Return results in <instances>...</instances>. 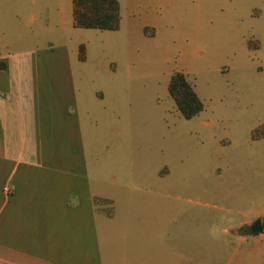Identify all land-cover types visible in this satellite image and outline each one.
<instances>
[{"label": "rangeland", "instance_id": "374dc122", "mask_svg": "<svg viewBox=\"0 0 264 264\" xmlns=\"http://www.w3.org/2000/svg\"><path fill=\"white\" fill-rule=\"evenodd\" d=\"M118 1L119 27L100 29L73 25L72 0H0V54L74 81L85 142L96 130V162L126 182L127 204L97 201L98 217L159 216L154 247L113 235L105 264H264V230L249 229L264 219V0ZM174 71L202 102L190 117Z\"/></svg>", "mask_w": 264, "mask_h": 264}, {"label": "crops", "instance_id": "0c3cea01", "mask_svg": "<svg viewBox=\"0 0 264 264\" xmlns=\"http://www.w3.org/2000/svg\"><path fill=\"white\" fill-rule=\"evenodd\" d=\"M25 56L0 54V264H105L102 245L113 235L135 236L138 245L147 236L155 245L158 215H129L128 205L125 215L100 206L98 217L97 201L127 204L126 182L96 162L103 146L96 130L85 142L74 81L27 59L19 64ZM119 137L111 127L105 153ZM109 184L119 187L109 193Z\"/></svg>", "mask_w": 264, "mask_h": 264}, {"label": "trees", "instance_id": "16d2710c", "mask_svg": "<svg viewBox=\"0 0 264 264\" xmlns=\"http://www.w3.org/2000/svg\"><path fill=\"white\" fill-rule=\"evenodd\" d=\"M72 16L74 26L116 29L120 23L119 1L72 0ZM78 56L85 57L83 43L79 45ZM168 91L183 116L190 117L202 109V102L184 72L174 71L170 75ZM262 224L264 227V219Z\"/></svg>", "mask_w": 264, "mask_h": 264}, {"label": "water", "instance_id": "95a60500", "mask_svg": "<svg viewBox=\"0 0 264 264\" xmlns=\"http://www.w3.org/2000/svg\"><path fill=\"white\" fill-rule=\"evenodd\" d=\"M252 231H263L264 227L262 224V219L260 217H256L254 220L250 222Z\"/></svg>", "mask_w": 264, "mask_h": 264}, {"label": "built area", "instance_id": "2783aa9c", "mask_svg": "<svg viewBox=\"0 0 264 264\" xmlns=\"http://www.w3.org/2000/svg\"><path fill=\"white\" fill-rule=\"evenodd\" d=\"M3 189L6 190V191H9V190H11V186H9V185H5V186L3 187Z\"/></svg>", "mask_w": 264, "mask_h": 264}, {"label": "flooded vegetation", "instance_id": "af4514ba", "mask_svg": "<svg viewBox=\"0 0 264 264\" xmlns=\"http://www.w3.org/2000/svg\"><path fill=\"white\" fill-rule=\"evenodd\" d=\"M263 221V220H262ZM251 222V221H250ZM249 229L252 231L251 224L249 225Z\"/></svg>", "mask_w": 264, "mask_h": 264}]
</instances>
